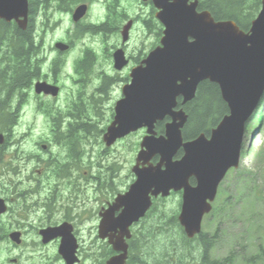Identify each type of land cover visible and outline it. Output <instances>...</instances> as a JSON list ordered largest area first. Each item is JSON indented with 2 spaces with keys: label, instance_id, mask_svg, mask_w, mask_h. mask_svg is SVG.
I'll list each match as a JSON object with an SVG mask.
<instances>
[{
  "label": "flooded vegetation",
  "instance_id": "obj_1",
  "mask_svg": "<svg viewBox=\"0 0 264 264\" xmlns=\"http://www.w3.org/2000/svg\"><path fill=\"white\" fill-rule=\"evenodd\" d=\"M50 1L37 5L33 34L39 66L37 76L22 93V103L24 108L34 99L39 100L38 110L52 117L51 139L41 144L43 156L31 155L37 164L30 172L19 163L24 159L23 151L18 150L17 155L12 152L5 159L13 140L0 147V198L5 204V211L0 213V264H107L118 253L109 256L108 239L99 237L102 214L125 190L113 188V180L104 173L108 171L106 151L111 149L89 147L92 142L88 135L97 128L90 111L103 115L101 102L112 99L110 90L119 91L116 102L123 98L132 70L147 55L136 57V27L157 30L159 43L163 27L155 19L156 10L150 0L139 3L150 10L148 16L143 14L146 8L136 14V0H85L78 4ZM82 5L86 12L75 19V10ZM95 8L103 13L96 20L92 18ZM64 24L71 26L66 30ZM57 31L62 37L46 48L45 37ZM100 37L101 48H95L93 44ZM58 43L64 46L57 47ZM118 51L126 61L121 68L116 67ZM101 55L106 57L104 61ZM64 81L76 86L66 87ZM38 82L58 86L59 96L36 94ZM94 83H98L95 90L91 88ZM62 96L71 101L67 111L46 103V99L58 100ZM115 104L109 109L111 122ZM86 116L90 125H77ZM65 137L68 139L63 140ZM53 148L59 150L54 152ZM93 168L95 173L88 171ZM135 229L133 225L131 231Z\"/></svg>",
  "mask_w": 264,
  "mask_h": 264
},
{
  "label": "water",
  "instance_id": "obj_2",
  "mask_svg": "<svg viewBox=\"0 0 264 264\" xmlns=\"http://www.w3.org/2000/svg\"><path fill=\"white\" fill-rule=\"evenodd\" d=\"M152 2L164 26L161 44L132 70L131 83L124 87V98L116 104L115 119L104 135L110 147L132 132L147 129L132 169L136 180L102 214L99 236L108 238L113 250L120 253L107 264H126L131 226L145 217L153 198L168 197L172 191H182L179 222L186 235L194 238L200 234L220 183L230 169L239 166L246 124L264 97V0L247 33L233 21H215L208 11L198 12V1ZM84 9L76 11V19ZM28 16V0H0V19L15 21L25 30ZM123 58L122 51L115 54L117 68L126 64ZM205 81L219 86L229 114L209 137L201 134L184 141L182 130L188 116L183 108L178 109V99L182 106L191 102ZM58 91L47 83L36 85L38 94L57 96ZM166 118L170 121L165 133L158 136L156 124ZM4 141L0 134V145ZM181 150L182 157L175 159ZM157 156L159 161L152 163ZM4 211L0 199V213Z\"/></svg>",
  "mask_w": 264,
  "mask_h": 264
},
{
  "label": "rangeland",
  "instance_id": "obj_3",
  "mask_svg": "<svg viewBox=\"0 0 264 264\" xmlns=\"http://www.w3.org/2000/svg\"><path fill=\"white\" fill-rule=\"evenodd\" d=\"M140 2L141 0H136V14H140L146 8L143 14L146 16L151 15L150 10L147 7H142L143 5H140ZM132 10L133 8L131 12ZM92 15V18L96 20L102 17L103 13L99 8H95ZM147 18L149 20L150 16ZM70 26V24H64L63 28L67 30V27L70 28ZM157 32V30L149 32L143 26L136 27V57L139 55L141 57L145 56L158 44L160 36L157 35ZM61 37L62 34L59 31L49 33L45 37L46 48L49 49ZM100 44L101 37L96 39L93 46L101 48ZM78 50L81 51L80 48ZM100 58L103 61L106 59L104 55H101ZM36 67H38V63ZM63 84L66 87L76 86L72 81H64ZM97 87L98 83L91 84V88L94 90ZM108 94H112V99L105 98L102 100L101 112L103 115L90 111V117L93 118L97 128L88 135L89 141L92 142L89 147L92 146L93 149L101 148V151L105 150L106 147L101 143L102 137L98 135V132L100 128H106L110 123L111 112H109V109L114 106L119 91L117 89L110 90ZM38 101L34 99L32 104L22 109L19 123L10 139L13 140L12 145L4 154L5 159H9L12 152L13 155H17L18 150L23 151L24 159L19 163L23 167L25 166L26 171L29 172L37 164V159L31 157V155L39 154L43 156L41 144H46V141L51 139L52 117L44 115L38 110ZM46 101L52 108L59 109L61 107L64 111H67L66 106L71 104L66 96H62L58 100L46 99ZM258 111L257 116L247 125L245 147L242 152L240 166L238 169L231 170L225 178L223 187L220 190L221 196L217 197L214 204V208L217 207L216 214L212 218L206 216L203 222V230L209 233L215 232L220 224L219 234L221 238L212 251V258L221 260L228 257L232 251H237L239 254L237 257L235 256L233 264H250L249 258L264 252V103ZM79 112L82 113V110ZM145 134L144 129L139 130L119 141L110 151H106V153H109L108 160L105 162L108 171H104V173H107V177L111 182L113 180V188L126 190L132 183L134 177L131 169L135 164L140 150V143ZM52 150L56 152L59 149L53 148ZM62 154L66 155V152ZM2 171V165L0 164V172ZM88 171L95 173L94 168L93 170L88 169ZM91 197L93 200L94 197ZM86 200L91 204L90 199ZM180 200V195H172L164 205L159 204V207L171 214L172 210L180 211ZM100 204L101 202L98 201L96 206L99 207ZM198 263L196 262V264Z\"/></svg>",
  "mask_w": 264,
  "mask_h": 264
},
{
  "label": "trees",
  "instance_id": "obj_4",
  "mask_svg": "<svg viewBox=\"0 0 264 264\" xmlns=\"http://www.w3.org/2000/svg\"><path fill=\"white\" fill-rule=\"evenodd\" d=\"M85 0H63L76 4ZM49 0H29L30 21L26 30L15 22L0 20V129L9 135L20 117V104L24 90L37 76L38 48L36 46L33 18L39 3ZM62 2V1H61ZM200 11H209L216 21L232 20L245 32L250 30L257 17L262 0H198ZM188 121L183 129L184 139L192 140L200 134L210 135L229 109L223 101L219 86L205 81L200 84L195 99L184 106ZM89 117L79 119L77 125H90ZM156 130L163 134L164 122ZM102 132H99L100 136ZM68 139V138H65ZM72 139V138H71ZM182 152L178 154V158ZM167 199L154 200L148 214L138 224L129 242V264H233L239 252L218 260L211 254L220 241V224L215 232L202 231L189 239L181 227L178 210L171 214L160 209ZM180 204V202H179ZM215 207L211 218L216 214ZM210 218V219H211ZM113 253L109 247V256ZM250 264H264V252L249 258Z\"/></svg>",
  "mask_w": 264,
  "mask_h": 264
},
{
  "label": "bare ground",
  "instance_id": "obj_5",
  "mask_svg": "<svg viewBox=\"0 0 264 264\" xmlns=\"http://www.w3.org/2000/svg\"><path fill=\"white\" fill-rule=\"evenodd\" d=\"M251 28V27H250ZM37 29V28H36ZM37 31H38V29H37ZM108 31V30H107ZM101 32V31H100ZM35 35V34H34ZM36 36V35H35Z\"/></svg>",
  "mask_w": 264,
  "mask_h": 264
}]
</instances>
